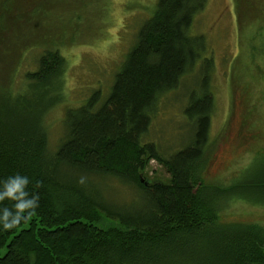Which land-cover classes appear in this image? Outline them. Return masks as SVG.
Masks as SVG:
<instances>
[{"label":"trees","instance_id":"trees-1","mask_svg":"<svg viewBox=\"0 0 264 264\" xmlns=\"http://www.w3.org/2000/svg\"><path fill=\"white\" fill-rule=\"evenodd\" d=\"M18 1L0 0V264H264V226L219 220L238 201L264 207V152L205 180L214 61L191 27L207 0H156L106 94L66 109L54 149L46 117L63 103L64 47L108 32L88 0ZM31 51L35 67L17 81ZM192 74V133L168 154L147 137L162 98ZM151 162L168 180L146 181Z\"/></svg>","mask_w":264,"mask_h":264},{"label":"rangeland","instance_id":"rangeland-1","mask_svg":"<svg viewBox=\"0 0 264 264\" xmlns=\"http://www.w3.org/2000/svg\"><path fill=\"white\" fill-rule=\"evenodd\" d=\"M88 1L85 11L93 14L95 25L94 21L99 20V25V16H103L100 32L108 34L96 44L64 47L69 65L61 94L63 103L46 117L51 149L56 148L64 134L66 109L77 106L94 88L101 87L106 94L114 73L134 44L136 33L156 0ZM30 3L32 6L33 0ZM22 5H26L24 1ZM191 33L204 36L208 55L214 61L211 87L215 106L205 180L223 181L264 152V0H207L194 19ZM38 54L31 51L23 59L17 81L25 70L34 69ZM193 75L187 76L178 90L162 98L152 121L147 140L155 142L168 154L187 143L192 133L182 110ZM144 177L146 181L168 180L165 170L154 162ZM96 183L110 188L108 196L117 197L112 182ZM219 220L264 226V207L238 201L227 207Z\"/></svg>","mask_w":264,"mask_h":264},{"label":"bare ground","instance_id":"bare-ground-1","mask_svg":"<svg viewBox=\"0 0 264 264\" xmlns=\"http://www.w3.org/2000/svg\"><path fill=\"white\" fill-rule=\"evenodd\" d=\"M142 179V178H141Z\"/></svg>","mask_w":264,"mask_h":264}]
</instances>
